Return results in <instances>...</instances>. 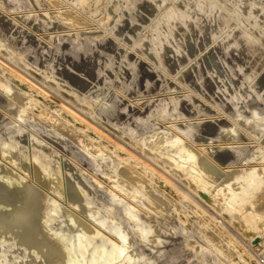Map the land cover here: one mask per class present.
Segmentation results:
<instances>
[{"label": "bare ground", "instance_id": "6f19581e", "mask_svg": "<svg viewBox=\"0 0 264 264\" xmlns=\"http://www.w3.org/2000/svg\"><path fill=\"white\" fill-rule=\"evenodd\" d=\"M17 1L0 0V44L7 43L10 50L27 55L31 64L42 70L48 79L69 88L70 92L82 100L104 92L107 83L113 82L115 96L111 107L101 114L100 119L116 131L122 129L132 136H139L148 127L153 128L157 120L172 118L171 121L174 122L178 117H187L185 125L180 128L182 134L178 131L179 136H176L171 131L158 129L159 133L143 139L140 149L148 150L153 160L193 188L198 195L204 194V200L228 221L236 224L238 220L241 231L254 230L264 233V168L251 165L249 168L237 170L232 178L228 177L229 179L223 181L219 187L214 188L218 180L214 168L247 160L262 161L264 154L259 151L260 154L254 152L256 154L248 155V147L234 144L231 147L218 148L208 155L206 150L197 151L192 142L191 144L185 141H190L189 135L195 134L192 139H196L201 133L205 140L230 141H243L248 133L254 137H261L263 134L264 35L259 36L258 32L264 22V0H228L229 5L219 0H136L131 8L123 4L120 7L122 18L112 25L116 31L115 38L124 36L128 40L133 39L137 31L149 25L157 12L161 11L158 20L153 26L150 25V36L142 43L139 52L149 50L152 42H161L154 47V55L175 77V81L169 82L166 87L167 91L181 84L205 102L201 110H192L190 106L193 103L188 99L185 100L186 103H182L177 97L159 99L158 102L150 104L145 116L143 114L138 118L132 115L131 129H127V119L130 117L127 115L131 110L125 101L127 95H150L165 87L163 78L156 74L152 65L140 61L136 56L139 52L125 54L124 63L127 69L123 74L116 76L114 83L115 76L110 69V62H119L115 60L116 50L119 51L115 43L105 48L100 36H97L93 43H90L89 36L82 37L74 45H70L65 39H61L54 47L41 43L35 34L27 30L29 23L33 22V28L40 26V22L26 16L23 23L18 25V20L3 17V13L16 8ZM169 2L171 6L164 10V6ZM66 20L69 23L72 21L69 17ZM4 91L7 95L12 92L7 87ZM213 110L233 118L235 123L219 127L208 122L204 123V129L201 131L195 124L196 116L204 114L208 118ZM23 114L25 115V111H22V117ZM58 121V124L54 121L56 127H65L67 135L77 133L76 128L70 126L67 120L61 117ZM121 122L126 129L122 127ZM4 123L3 120L0 122V133H4ZM236 124H240L243 129L240 135L237 134ZM21 135L20 129H14L10 139L2 141L3 156L15 168L25 172L31 171L33 181L38 182L42 189L38 190L31 182L17 176L11 177L5 172H0V205L7 206L12 202L14 206L12 210H3L0 213V231H9L12 236L18 237L22 226L29 223L27 232L19 238L20 246L26 247L29 244L30 235L36 229L33 224L47 201L43 191L59 193L60 182L63 180L66 187V203L104 231L111 232L115 241L112 252L104 255V258L119 256L117 264H134L136 260L139 264H223L221 252L230 246L231 241H222V247L215 244V241L223 236L222 229H212L204 222L203 243H196L188 249V245L183 243L184 233L186 238L189 235L196 236L194 229L183 232L173 227L166 231L159 228L154 230L155 226H148V230L143 231L140 228L142 214L136 210L135 205L124 206L122 217L116 216L120 205L117 203V191L133 197L132 202L141 195L149 202L145 204L144 209L155 211L152 213H156L162 203H165L158 202L157 196L151 197L145 193L144 176L136 174L132 162L113 160L117 173L114 178H105L116 190L107 192L115 205L107 208L96 203L97 192L94 193L95 189L104 193L105 187L96 181L88 184L85 172L72 170L74 164L69 161L66 163L65 174L60 178L57 167L54 166L57 155L36 142L33 145V155L29 157L26 153L27 142L20 138ZM84 146L88 148L89 155L103 153V148L93 141ZM134 186H137L135 193L131 191ZM139 199L141 201V198ZM187 201L188 199L184 198L181 202L182 209ZM52 202L44 208L51 218L56 206V203ZM142 205L144 206V203ZM69 217L72 218L71 213ZM68 223L69 218L57 230H51L39 239L36 246L41 251L38 257L42 262L48 261L50 254L57 252L59 248L44 250L45 244ZM162 229L165 227L162 226ZM76 235L74 231L71 239H76ZM98 235L97 230H92L86 224L85 236L93 238ZM212 243L215 244L214 247L211 246ZM149 245H152L150 251L146 249ZM144 249L147 251L144 252ZM12 251L8 248L0 252V264ZM97 251L104 252V249L102 247L100 251L98 248ZM105 262L102 261V264Z\"/></svg>", "mask_w": 264, "mask_h": 264}, {"label": "rangeland", "instance_id": "374dc122", "mask_svg": "<svg viewBox=\"0 0 264 264\" xmlns=\"http://www.w3.org/2000/svg\"><path fill=\"white\" fill-rule=\"evenodd\" d=\"M219 1L225 5L230 4L228 0ZM135 3L136 0H18L16 8L3 13V17L18 20V25L23 23L26 16L40 22V26L32 28L33 22L31 21L32 23H29L27 30L35 34L39 42L48 43L52 47L58 44L61 39H65L70 45H74L84 36H89L90 43H93L94 39L100 36L105 48L111 43H115V47L119 50H116L115 60L119 62H110V69L115 76V83L116 76L123 74L127 69L124 63L125 54L139 52L140 46L150 36V29L161 14V11H158L149 25L140 28L133 39L128 40L124 36L118 39L115 38L116 31L113 30L112 25L122 18L120 7L125 4L128 8H131ZM170 6L171 2L167 3L164 10ZM68 17L72 19L70 23L66 20ZM45 24H47L46 27ZM259 32V36L264 35V22L260 25ZM152 43L153 45L149 46V50L144 51V53H136V56L140 61L152 65L156 74L163 78L165 87L150 95L144 96L138 93L127 95L125 101L131 107L127 115V117L130 116L127 119L129 125L127 129H131L133 116L138 118L143 114L145 116L150 104L158 102L159 99L177 97L182 103H186L185 100L188 99L193 103L190 106L192 110H201L205 104L200 96L195 95L181 84H178L177 88L167 91L166 87L170 84L169 82L175 81V77L154 55V47L161 42ZM0 63H2L0 64V119L3 120V123L5 122L4 133H0V172H5L11 177L17 176L24 181L31 182L38 190L42 189L38 182L33 181L31 171L25 172L15 168L3 156L2 141L10 139L14 129H20L22 131L20 138L27 142L28 152L26 151V153L29 157L33 155L34 143L43 144L51 153L57 155L54 166L57 167L60 178L65 174L66 163L68 161L72 162L74 164L72 170L85 172V180L88 184L96 181L105 187L104 193H101L98 189H95L94 193L97 192L96 203L109 208L115 205L108 193L116 190H114L112 183L106 179L107 177L114 178L115 173H117L113 160L130 161L136 174L144 176L145 193L151 197L157 196L156 200L158 202L164 201L165 203H162V207L158 208L156 213H152L155 211L150 212L148 209H144L145 204L149 202H146L141 195L139 198H141V201H145L142 202L144 206L139 198L132 202L133 197L117 191V197H119L117 203L120 205L116 216L122 217L124 206L135 205L136 210L142 214L143 220L140 228L143 231H147L150 226H155L154 230L159 228L166 231L173 227L183 232L194 229L196 236L192 235L191 237L189 235L186 238V233H184L183 243L188 245V249L193 245L195 246L196 243H203L205 235L203 223L205 222L212 229L223 230L222 238L215 241V244L222 247L223 242L231 241L230 246L221 252L220 258L223 264H264V233H258L254 230L241 231L238 220L236 224L228 221L216 208L204 200L202 197L204 194L198 195L193 188L188 187L178 177L163 169L157 161L152 159L148 150L143 151L140 149L143 139L149 137V135H155L154 133H159V130H168L179 136L178 131L181 133L180 128L185 125L188 120L187 117H178L174 122L171 121L172 118L161 120H157V118L152 126L153 128L148 127L141 135L132 136L122 129H119V131L112 129L100 119L101 114L111 107L115 96L113 82L107 83L104 92L82 100L70 92L69 88L48 79L42 70L31 64L27 55H20L10 50L7 43L0 44ZM6 87L12 90L10 95H7L4 91ZM47 96L48 99H46ZM207 106L211 107L208 104ZM22 111H25L23 117L21 116ZM61 117L67 121L70 119L68 124L76 128V134L67 135L65 127H56ZM208 122L219 127H222L223 124L230 126L235 123L233 118L223 116L217 110L208 115V118L204 114L196 116L195 124L201 131L204 129V123ZM121 125L126 129L123 122H121ZM88 126L94 129L88 128ZM236 129L237 134L240 135L243 130L241 125L236 124ZM193 133L191 132V134ZM201 135L198 134L199 138L196 139H192L195 134L189 135L190 141H185L192 142L197 151L204 152L206 150L208 155L218 148L231 147L234 144L239 147H248V155L256 154L254 152L260 154L259 151L264 154V132L261 135L262 138L259 136L254 137L248 133L243 141H239L240 139H237V141L205 140ZM92 141L103 148V153L94 156L88 154V148H85L84 145H88ZM135 164L137 165L135 166ZM251 165L264 168V160L257 162L247 160L234 165H221L214 168L218 179L214 188L219 187L223 181L232 178L235 171L249 168ZM113 174L114 176H111ZM134 187L136 190L133 188L131 191L135 193L137 186ZM43 193L47 201L44 202L40 216L33 224L36 229L30 235V242L26 247L20 246L19 238L27 232L29 223L22 226L18 237L12 236L9 231H0V252L8 248L13 250L11 254L5 256L1 264H102V261H106L104 264H117L119 256L109 259L104 258V255L112 252L115 241L111 232L104 231L100 226L87 219L83 214L73 210L66 203V187L63 180L60 182L59 193L51 191H43ZM10 198L12 200L13 195ZM184 198H187L188 201L182 209L181 202L184 201ZM52 201L56 203L55 212L51 214L53 218L44 209L46 204L49 205L53 203ZM13 208L12 202L7 206L0 205V213L3 210H12ZM69 213L72 214V218L69 217ZM202 217H206V219ZM67 218H69V223L64 224L62 230L54 234L44 246V250H53L55 247H59L57 252L51 253L48 261L42 262L38 257L41 251L36 246L37 242L49 231L57 230L59 226L66 222ZM86 224L92 230H97L99 235L93 238L85 236ZM162 226L165 229H162ZM74 231L77 233L76 239H71ZM215 244L212 243L211 246L214 247ZM102 247L104 252H98L97 249L100 248L101 251ZM146 249L150 251L152 245L147 246ZM146 249H144V252L147 251ZM139 252L142 253V250ZM134 264H139V261L136 260Z\"/></svg>", "mask_w": 264, "mask_h": 264}]
</instances>
